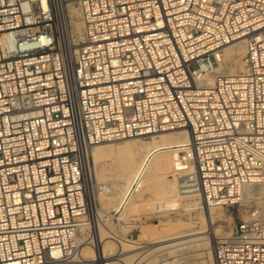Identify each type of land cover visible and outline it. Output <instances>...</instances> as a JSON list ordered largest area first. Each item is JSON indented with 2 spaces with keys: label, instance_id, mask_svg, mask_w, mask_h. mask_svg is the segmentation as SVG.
<instances>
[{
  "label": "built area",
  "instance_id": "obj_1",
  "mask_svg": "<svg viewBox=\"0 0 264 264\" xmlns=\"http://www.w3.org/2000/svg\"><path fill=\"white\" fill-rule=\"evenodd\" d=\"M238 39L242 69L209 82ZM176 130L189 135L172 153L179 193L230 205L264 184V0H0V264H83L85 242L93 264L128 252L147 264L155 247L118 209L109 236L130 251L96 247L87 160L101 143ZM213 251L216 264H264V222H236Z\"/></svg>",
  "mask_w": 264,
  "mask_h": 264
},
{
  "label": "bare ground",
  "instance_id": "obj_2",
  "mask_svg": "<svg viewBox=\"0 0 264 264\" xmlns=\"http://www.w3.org/2000/svg\"><path fill=\"white\" fill-rule=\"evenodd\" d=\"M69 9L72 14V21L74 22L73 33L76 36L75 41L78 43L83 37V23L79 18V11L77 6L72 3L70 4ZM244 53L245 45L242 39H238L222 47L220 59L221 62L213 67V72L212 74L208 75L207 80L211 82L214 76L218 73L232 74L241 70L243 66L242 57ZM228 60H232L234 65L230 66L229 64H227ZM238 68L241 69L237 70ZM188 139L189 135L185 130L163 131L155 134H148L145 136H134L123 138L122 140L119 139L107 141L95 146L90 152L89 158L92 155L94 163H92V160L88 158L85 173L89 182L91 180L89 177V171L91 173L92 179L94 178L95 174L100 176L102 179H106L108 178V176L112 175L114 170H117L118 174L117 179L113 183L114 188H112L113 191L115 188H118L119 191L112 193L111 196L105 197L103 193L100 192V190L103 189L104 192L108 193L109 189L105 190L104 188H102V186L98 187L99 184L97 186L94 184V186H92V188L90 189V194L94 192V200H96V203L99 200L104 205V207L98 206L97 208L98 213L95 217V219L97 220L93 227L95 235L94 233L93 235L95 238L96 247L99 248L100 251L103 250L105 256L112 255L117 249L121 248L122 246H124L123 251H130L131 248H128V246L130 245L127 243H123V245H121L111 239H107L110 236L105 235V229L99 222L101 220V216H103L104 213H107L110 216V211L113 207L112 205H117L118 211H122L121 214L123 215H125L126 212H136V207L138 205V200H140V197H142L146 193V191H148L152 184L163 181L169 188H171V194L170 196L168 195V198L170 200L173 199L181 201L185 206L188 215H194L193 212H195V215L199 216L202 226L197 228H190L186 232L178 233L168 238L151 241V243L153 244L149 243V247L164 241L178 239L168 244L160 245L155 248L154 251L157 249H167L187 244L185 246L183 245L185 249L194 246L195 250H201L200 253L203 254L202 257L204 258H201L203 260V264H216L213 251V238L212 236L202 235V233H206L210 229V224L213 223V216L210 211L215 208H222L223 210L225 206L207 205L196 194L184 195L179 193L176 189L174 179L171 178L173 156L172 153L177 150V147L175 146L179 145L182 142L188 141ZM116 153H122L123 161L115 162L108 160L110 155ZM104 160L107 161L102 162ZM140 172L142 173L140 187L136 192L130 193V187L135 183L136 176ZM262 185L264 184L252 182L244 184L241 190V198H245L247 195L250 196L253 193H257L258 191L259 193L264 194V188H262ZM96 190L97 192H100V194H95ZM89 196L91 198V195ZM207 226L209 227L208 229H206ZM215 230L217 232L221 231L220 229ZM226 235L222 236L221 238L225 237ZM137 241L139 242L140 240ZM183 246H181L180 248H182ZM97 248L96 251L98 252ZM95 255L96 252L94 251L91 243L88 244V242H85L82 247V254L80 255V259L83 264H93L91 260L94 259ZM170 255L173 256V254ZM133 258L134 254L128 252V254H125V256H123V258H121L120 260L108 258L105 261V264H133Z\"/></svg>",
  "mask_w": 264,
  "mask_h": 264
},
{
  "label": "rangeland",
  "instance_id": "obj_3",
  "mask_svg": "<svg viewBox=\"0 0 264 264\" xmlns=\"http://www.w3.org/2000/svg\"><path fill=\"white\" fill-rule=\"evenodd\" d=\"M72 25H73L72 27V31H73L74 28L73 21H72ZM227 64H229L230 66L234 65L232 60H228ZM239 69L241 68H238L237 70ZM92 157L93 156L91 155L89 159H91L92 163H94ZM108 160L115 162L123 161V155L122 153L112 154L110 155ZM105 161L107 160H104L102 162ZM117 175H118L117 170L116 171L114 170L112 175L108 176V178L106 179H102L100 176L96 174L92 179L91 173L89 171V177L91 179L90 189L92 188V186H94V184L96 186L98 184L99 185L102 184L101 186L103 188V184L106 182L109 187V192L106 193L104 192L103 189L100 190V192L103 193L105 197L111 196L112 193L119 191L118 188H115L113 191L114 188L113 183L117 179ZM262 188H264V185H262ZM100 192H97L96 190L95 194L97 193L98 195L100 194ZM93 193L94 192L90 194L91 195L90 200L94 212V217H96L98 213L97 211L98 206L104 207V205L99 200L96 203V200H94L95 198ZM170 194H171V188H169L165 182L163 181L156 182L152 184V186L148 189V191H146V193L142 197H140V200H138V205L136 207V212H126V214L123 215L121 214L122 211H119L122 217H126V216L137 217L141 221V225L139 227L140 230L137 232L138 234L137 240H140L139 242H147V244L149 243L153 244L151 243V241L168 238L175 234L186 232L190 228H197L202 226L199 216L195 215V212H193L194 215L192 214L188 215V212L181 201H177L173 199L170 200L168 198V195L170 196ZM251 195L250 196L247 195L245 198H241L242 195H240L241 199L237 200V202L230 205H223L225 206L223 210L222 208L221 209L215 208L212 211H210V213L213 216V223L210 224V229L206 233H202V235L212 236L213 245H214V243L218 239H220L222 236L230 232L232 226L240 220L259 218L262 222H264V194H261L258 191L257 193H253ZM112 206L113 207L111 208V211L113 209H117V205H112ZM254 211H257L258 214L256 213V215H254ZM109 217L110 216L107 213H104L103 216H101L100 218L101 220L99 221L100 224H102V226L105 229L106 236H109L110 229L114 228V225L112 221H110ZM96 220L97 219H95V222ZM102 220H105V223H103ZM208 228L209 227L207 226L206 229ZM215 229H220L221 231L217 232ZM107 239H110V237H108ZM176 240L178 239L164 241L159 244H154L151 248L154 247L157 248L160 245H165ZM183 245L185 246L187 244H183ZM183 245L167 248V251L162 258L161 256H157V254H155L156 250L155 251L150 250L149 256L148 258H146V262L147 264H156L158 262H162V263L167 262L166 264H201L202 261L203 264L202 259L204 258L202 257L203 254L200 253L201 250H195L194 246L185 249ZM181 246L183 247L180 248ZM170 254H173V256Z\"/></svg>",
  "mask_w": 264,
  "mask_h": 264
}]
</instances>
